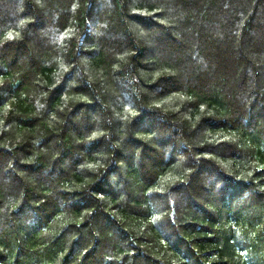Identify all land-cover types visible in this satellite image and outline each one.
<instances>
[{
	"label": "trees",
	"instance_id": "16d2710c",
	"mask_svg": "<svg viewBox=\"0 0 264 264\" xmlns=\"http://www.w3.org/2000/svg\"><path fill=\"white\" fill-rule=\"evenodd\" d=\"M0 264H264V0H0Z\"/></svg>",
	"mask_w": 264,
	"mask_h": 264
}]
</instances>
